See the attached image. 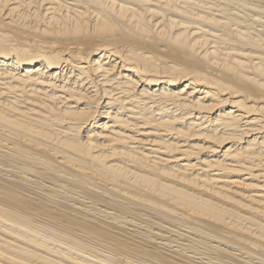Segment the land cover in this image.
Masks as SVG:
<instances>
[{"label": "bare ground", "instance_id": "6f19581e", "mask_svg": "<svg viewBox=\"0 0 264 264\" xmlns=\"http://www.w3.org/2000/svg\"><path fill=\"white\" fill-rule=\"evenodd\" d=\"M0 264H264V0H0Z\"/></svg>", "mask_w": 264, "mask_h": 264}, {"label": "rangeland", "instance_id": "374dc122", "mask_svg": "<svg viewBox=\"0 0 264 264\" xmlns=\"http://www.w3.org/2000/svg\"><path fill=\"white\" fill-rule=\"evenodd\" d=\"M258 4H261V3H258Z\"/></svg>", "mask_w": 264, "mask_h": 264}]
</instances>
